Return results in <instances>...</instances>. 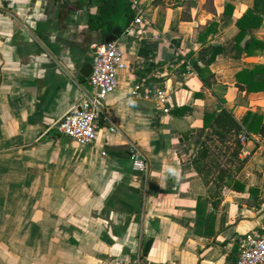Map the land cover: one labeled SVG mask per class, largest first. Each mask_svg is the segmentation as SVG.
Wrapping results in <instances>:
<instances>
[{"label":"crops","instance_id":"obj_1","mask_svg":"<svg viewBox=\"0 0 264 264\" xmlns=\"http://www.w3.org/2000/svg\"><path fill=\"white\" fill-rule=\"evenodd\" d=\"M137 1L146 24L116 38L126 68L105 100L117 130L83 147L55 126L89 89L84 69L109 37L89 29L97 6L0 0V264H226L264 228V91L246 86L264 85V15L237 46L253 0ZM138 83L168 90L172 107L131 99ZM222 107L248 142L244 191L225 188L214 208L192 160L204 117ZM133 147L146 174L133 168Z\"/></svg>","mask_w":264,"mask_h":264},{"label":"built area","instance_id":"obj_2","mask_svg":"<svg viewBox=\"0 0 264 264\" xmlns=\"http://www.w3.org/2000/svg\"><path fill=\"white\" fill-rule=\"evenodd\" d=\"M129 3L135 17L124 34H135L137 37L143 32L146 18L137 0H129ZM93 52L89 89L83 92L78 104L64 114L55 126L59 134L83 147L93 146L102 128L106 127L111 133L116 132L110 113L105 109V100L118 89V74L126 68L122 42L119 40L95 44ZM130 98L153 102L166 110L173 103L172 94L165 88L141 83L132 88ZM239 140L244 147L248 142L247 133H240ZM131 160L136 171L144 174L148 172L144 156L136 147L131 149ZM128 264L136 263L128 261ZM226 264H264V228L247 233L239 244L236 260Z\"/></svg>","mask_w":264,"mask_h":264},{"label":"trees","instance_id":"obj_3","mask_svg":"<svg viewBox=\"0 0 264 264\" xmlns=\"http://www.w3.org/2000/svg\"><path fill=\"white\" fill-rule=\"evenodd\" d=\"M97 6V14L89 17L88 26L93 32H101L104 37L110 36L115 29L124 31L133 21L134 13L128 0H91ZM254 4L236 23L239 34L236 45L246 38L248 30L261 24L264 15V0H253ZM207 70H202L201 75ZM248 73L242 72V75ZM250 92L264 91V85L249 82ZM244 89L243 85L239 87ZM251 114H248V119ZM261 117L254 116L248 130L257 132ZM204 127L207 134L202 141L192 165L202 178L210 194V203L214 208L220 204L222 191L229 188L234 191H244L238 176L246 164L241 158L243 146L239 140L243 126L225 108L215 115L204 117ZM207 200L200 199L197 207L198 225L204 222L205 209L201 210ZM208 202V201H207Z\"/></svg>","mask_w":264,"mask_h":264},{"label":"water","instance_id":"obj_4","mask_svg":"<svg viewBox=\"0 0 264 264\" xmlns=\"http://www.w3.org/2000/svg\"><path fill=\"white\" fill-rule=\"evenodd\" d=\"M120 34V29H115L112 33L111 36L107 37L106 40H105V43H111L113 41L116 40V38L119 36ZM87 68V69H86ZM85 69H84V75H86V72H90L92 70V67L89 65L87 66ZM139 104H142L144 106H149V107H153L155 104L154 103H151V102H147V101H138Z\"/></svg>","mask_w":264,"mask_h":264}]
</instances>
